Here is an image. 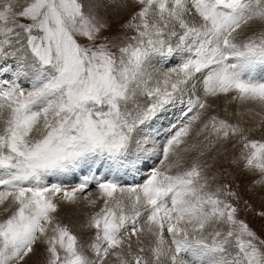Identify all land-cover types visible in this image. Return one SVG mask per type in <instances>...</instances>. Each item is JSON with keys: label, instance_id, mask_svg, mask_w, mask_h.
I'll return each mask as SVG.
<instances>
[{"label": "snow or ice", "instance_id": "snow-or-ice-1", "mask_svg": "<svg viewBox=\"0 0 264 264\" xmlns=\"http://www.w3.org/2000/svg\"><path fill=\"white\" fill-rule=\"evenodd\" d=\"M229 146L264 189V0H0V264H264Z\"/></svg>", "mask_w": 264, "mask_h": 264}, {"label": "rangeland", "instance_id": "rangeland-1", "mask_svg": "<svg viewBox=\"0 0 264 264\" xmlns=\"http://www.w3.org/2000/svg\"><path fill=\"white\" fill-rule=\"evenodd\" d=\"M223 107H224V105H223ZM218 110H220V109H218ZM234 110H235V108H232V109L229 108L230 113L233 112ZM221 112L224 115V117H226V118L233 117L230 115L226 116V114L224 113L223 110H221ZM231 119L234 120L235 117L231 118ZM243 120H247L249 125H251L253 123V120H251L250 117L245 118ZM256 135H259V133H256ZM238 154H239L238 148L236 150H232L229 146L228 151L226 153L224 152L223 149H221V156L219 158L221 163L217 166V168H219L221 171H217L216 183H226V182L231 183L233 190L237 191L244 199L248 200V203L251 206V211H249V212L241 211L239 213L240 218L245 219L249 223L250 227H252L255 231H257L258 234L264 235V233H261V224L264 223V220H262L261 218H259L256 215L257 212L264 210V199H262V196H264V189H256L254 191H249L250 181L252 180L253 177L251 175L245 173L242 169V166L238 167V166L233 165L231 163V160L235 156H238ZM215 170L216 169H214V171ZM223 170H226L227 175L222 174ZM137 179H139V177H137ZM50 182H55V181H50ZM77 182L78 181L75 182V180H74V182H73V180H70V181H67L64 183L68 186H73ZM94 188L95 187L91 186L89 189L86 190V192L83 195H88L89 193H95ZM68 208H69V210H73L75 208L74 209L75 211H76V209L79 211L81 210L80 212L82 215L80 216L74 212L66 213V210ZM59 210L61 212L58 211V219L62 223H65L70 227L72 232L75 235H77V237L79 238V240L82 244L85 242H88L90 240V237L92 236L94 230H90L88 228L86 229V226L82 225L83 223L81 220H85L87 222L89 215L93 211L98 210V208L88 207L86 205V203L83 201V198L81 197V199L78 200L76 203H72V204L64 203V202L60 203ZM0 211H2V209H0ZM69 213H70V215H69ZM86 217H87V219H86ZM75 224H76V226H75ZM78 229H80V230H78ZM82 230L84 233L82 232ZM39 248H40V246H38V250H39ZM36 260H37V257H32L31 260L29 261V264H34V262Z\"/></svg>", "mask_w": 264, "mask_h": 264}, {"label": "bare ground", "instance_id": "bare-ground-1", "mask_svg": "<svg viewBox=\"0 0 264 264\" xmlns=\"http://www.w3.org/2000/svg\"><path fill=\"white\" fill-rule=\"evenodd\" d=\"M223 105H224V103H223V101H221V102L219 103V107H218V109H220V110L217 109V112H218V114H219L222 118H225L224 115H223L222 112H221V110H223V108H224ZM224 106H225V105H224ZM228 108H231V109H232V108H235V105H229ZM242 111H243V109H242ZM229 113H230V112H229ZM231 118H234V117H231ZM231 118H229V119H231ZM245 118H249V116H248V115H244V116H242V117H235L234 120H236V119H241V120H243V119H245ZM257 119H258V118H257ZM231 120H233V119H231ZM251 120H252V119H251ZM70 180H73V182H74V180H75V182L78 181L77 179H75V178L69 176V178L66 179V180H64L63 182H67V181H70ZM71 182H72V181H71ZM71 182H70V183H71ZM131 182H132V178H131V177L124 178V183H131ZM93 187H94V186H93ZM94 189H95V188H94ZM62 203H63V202H62ZM66 205H67V204H66ZM63 206H64V205H63ZM82 206H83V205H82ZM69 208H70V207H69ZM69 208L66 210V213H68V212H74V213H76V214H78V215H80V216L82 215L81 212H80L81 210L79 211V210L76 209V211H75V210H74L75 208H74L73 210H69ZM82 208H83V207H82ZM70 209H71V208H70ZM90 210H91V209H90ZM59 211H60V210H59ZM63 211H64V210H63ZM60 212H61V211H60ZM74 213H73V214H74ZM87 214H88V213H87ZM66 215H67V214H66ZM69 215H70V213H69ZM69 215H68V216H69ZM87 216H88V215H87ZM79 218H80V217H79ZM74 219H75V218H74ZM86 219H87V217H86ZM69 220H70V219H69ZM72 220H73V219H72ZM72 220H71V221H72ZM76 220H77V219H76ZM71 221H70V222H71ZM81 221H82V223H83L82 225H84V226L87 225V222H86L85 220H81ZM73 225H74V224H73ZM73 225H72V226H73ZM75 226H76V224H75ZM77 228H78V227H77ZM86 229H87V227H86ZM75 230H76V229H75ZM78 230H80V229H78ZM76 231H77V230H76ZM82 232H83V230H82ZM83 233H84V232H83Z\"/></svg>", "mask_w": 264, "mask_h": 264}]
</instances>
